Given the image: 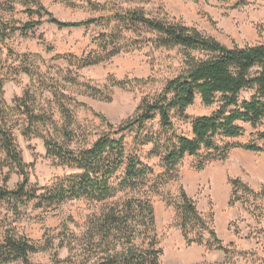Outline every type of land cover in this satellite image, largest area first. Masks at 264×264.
<instances>
[{"label": "rangeland", "instance_id": "374dc122", "mask_svg": "<svg viewBox=\"0 0 264 264\" xmlns=\"http://www.w3.org/2000/svg\"><path fill=\"white\" fill-rule=\"evenodd\" d=\"M8 1L12 4V11L7 9L6 0H0L4 7L0 11V23L19 27L38 20L36 16L29 18L25 13V6H29L26 1ZM64 1L75 6H68ZM197 1L41 0L45 9L60 22L74 23L89 19L101 21L88 28L61 30L43 23L26 36L17 32L5 43H0L4 127L11 131L23 163L33 164L32 168L26 170L30 185L44 187L70 174L69 170L46 158L44 138L51 137L71 149L90 147L106 131L105 124L94 114H101L109 123L119 125L137 113L143 99H154L166 82L178 76L184 68L180 48L158 47L153 42H147L131 53H121L98 66L81 70L69 66L65 61L56 60L57 56L65 54L81 57L98 52V37L117 31V25L112 19L113 8L143 10L151 19L168 23L181 22L197 28L203 35L214 38L228 48L264 43V0H230L226 3L216 0ZM240 2H244V5L237 6ZM42 20L45 22L46 18ZM140 33L143 38H155L154 34L145 29ZM124 35L130 38L138 36L133 33ZM194 55L199 57L196 53ZM109 76L123 81L148 80V84L130 82L123 89L106 91ZM93 90H99V94H95ZM57 91L64 93L68 99L62 103L71 119L66 118L58 98L54 97V92ZM26 92L29 93L28 106H34L36 112L49 115L50 123L45 126L31 125L20 115L14 100L21 98ZM246 97L247 94L243 95V98ZM216 108V105L203 106L200 98H197L194 105L186 110V115L190 118L206 116ZM171 115L176 131L191 137L190 121L182 120L175 112ZM241 127V137L220 139L218 144H255L264 149V140L258 138L264 133V121L256 126L242 124ZM158 130L159 122L155 118L146 125L142 134L145 136L147 132L156 133ZM134 134L135 132H130L125 135L128 152H132ZM152 148V145L141 146L136 149V155L158 175L163 173V168L159 158L150 153ZM203 156L185 158L178 167V179L162 187V196L148 191L136 195L148 199L153 206L156 234L162 250L161 264H264V240L259 242L255 252L234 251L228 256L222 252H208L204 245L186 246L175 223L176 210L168 206L164 199L169 195L176 201L181 187L195 201L201 214L211 216L216 234L217 226L228 221V231L235 234L247 228L243 236L245 238L264 235L262 223L259 227L252 223V220L264 223V201L244 195L243 202L230 205L232 187L228 183L229 179H239L256 192L243 181L242 176L254 178V175H258L264 179V153L231 148L225 160L212 162L203 170H197ZM122 177L121 171L114 179V185ZM21 180L15 166L0 150V186L14 190ZM262 188L264 181L257 192ZM238 195H241L240 192ZM131 196L133 195L124 191L104 204L77 200L50 208H38L35 203L23 206L13 200L0 201V243L4 240L5 232L9 231L16 237L29 241L39 250L28 256L31 264H84V258L78 256L80 253L77 248L88 218L98 215L109 204ZM196 233L193 231L192 236ZM208 239L205 234L204 242Z\"/></svg>", "mask_w": 264, "mask_h": 264}, {"label": "trees", "instance_id": "16d2710c", "mask_svg": "<svg viewBox=\"0 0 264 264\" xmlns=\"http://www.w3.org/2000/svg\"><path fill=\"white\" fill-rule=\"evenodd\" d=\"M6 1L7 9L12 11L11 2ZM23 1L29 5L25 6L28 17L36 16L38 20L19 27L0 23V43H5L17 32L26 36L43 23L61 30L88 28L101 21L89 19L74 23L60 22L45 9L41 0ZM216 1L226 3L230 0ZM64 3L75 6L68 1ZM239 5H244V2ZM3 8L0 3V11ZM112 12L117 31L98 37V52L81 57L65 54L57 56L56 60L65 61L69 66L81 70L98 66L121 53H131L147 42H153L158 47L180 48L183 52V70L167 81L154 99H143L137 113L119 125L109 123L101 114H94L105 124L106 131L90 147L71 149L51 137L44 138L46 158L70 171V174L44 187L29 184L26 170L32 168L33 164L23 163L11 131L4 127L5 102L0 82V150L22 178L14 190L0 186V201L13 200L23 206L35 203L38 208H50L77 200L104 204L114 199L119 192L127 191L133 196L111 203L98 215L88 218L84 233L77 240L78 256L84 258V264H161L162 250L156 234L153 206L148 199L136 195L148 191L162 196V187L178 179V167L187 157L204 155L197 166V170H203L212 162L225 160L231 148L264 153V149L255 144H218L220 139L241 137L242 124L256 126L264 121V43L228 48L214 38L203 35L195 27L181 22L168 23L151 19L143 10L113 8ZM43 18H46L45 22ZM142 29L154 34L155 38H143L140 33ZM125 33L138 36L130 38ZM107 81L106 91L123 89L130 82L148 84V80L123 81L112 76ZM93 91L99 94V90ZM245 94L247 97L243 98ZM54 97L58 98L66 118L71 119L68 111L63 108L62 101L68 100L64 93L54 92ZM28 98L29 93L26 92L14 100L20 115L31 125L45 126L50 123L49 115L36 112L34 106H28ZM197 98L205 107L216 105V110L210 115L188 117L186 110L194 105ZM173 112L182 120L190 121L191 137L176 131L171 117ZM155 118L158 119L159 130L156 133L147 132L144 136L142 133L146 125ZM130 132H135L132 152H128L125 145V135ZM258 138L264 140V133ZM145 145H152L150 153L159 158L163 173L155 175L136 155V149ZM121 171L123 177L114 185L113 181ZM228 183L232 187L230 205L243 202L244 195L264 201V188L254 192L239 179H229ZM239 192L241 195H238ZM164 199L168 206L176 210L175 223L186 246L204 245L207 251H219L225 256L230 254L232 245L223 244L213 229L211 216L201 214L195 201L182 187L176 201L169 195ZM193 231L197 233L192 236ZM205 234L209 239L204 242ZM38 251L29 241L6 231L0 243V264H31L28 256Z\"/></svg>", "mask_w": 264, "mask_h": 264}, {"label": "crops", "instance_id": "0c3cea01", "mask_svg": "<svg viewBox=\"0 0 264 264\" xmlns=\"http://www.w3.org/2000/svg\"><path fill=\"white\" fill-rule=\"evenodd\" d=\"M242 179L245 183H247L248 185L252 186L254 190H259L261 188V184L263 183L264 179L258 175H254V178L249 177L247 178L246 176H242ZM231 187V186H230ZM239 214V212H238ZM235 216V213H234ZM233 217V214L232 216ZM250 219V218H249ZM252 223L254 225H258V227L260 226V224L262 223V227H264V223L260 220L259 222H254L252 220ZM216 225V223H215ZM228 225V221L223 222L222 224H220V226H217V228L219 229H215L217 231L218 237L219 239L223 242L224 245H232L231 252H255L259 247L260 243L262 240H264V235L263 237H243L244 236V232L247 230L244 229L243 232L239 233V234H235L233 231L229 230L227 228ZM221 227V228H220ZM245 228V227H244ZM222 229V230H221ZM209 252V251H208ZM213 252H219V251H213ZM264 252V250L262 251Z\"/></svg>", "mask_w": 264, "mask_h": 264}]
</instances>
